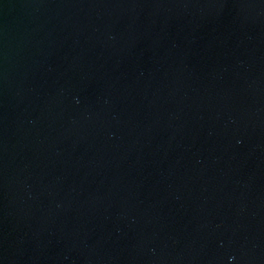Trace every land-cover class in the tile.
Masks as SVG:
<instances>
[{
	"label": "water",
	"instance_id": "95a60500",
	"mask_svg": "<svg viewBox=\"0 0 264 264\" xmlns=\"http://www.w3.org/2000/svg\"><path fill=\"white\" fill-rule=\"evenodd\" d=\"M0 264H264V0H0Z\"/></svg>",
	"mask_w": 264,
	"mask_h": 264
}]
</instances>
